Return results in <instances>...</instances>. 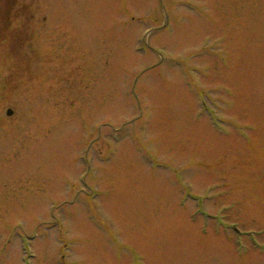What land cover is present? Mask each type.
<instances>
[{"label":"rangeland","instance_id":"374dc122","mask_svg":"<svg viewBox=\"0 0 264 264\" xmlns=\"http://www.w3.org/2000/svg\"><path fill=\"white\" fill-rule=\"evenodd\" d=\"M11 1L0 264H264L263 1Z\"/></svg>","mask_w":264,"mask_h":264},{"label":"trees","instance_id":"16d2710c","mask_svg":"<svg viewBox=\"0 0 264 264\" xmlns=\"http://www.w3.org/2000/svg\"><path fill=\"white\" fill-rule=\"evenodd\" d=\"M3 1H5V0H0V3ZM10 3H11V6L6 11H4L6 8H2L4 10L0 11V37H3V41H7L9 38V32L7 30L9 28L10 22H8L7 20L12 19V18H17L18 16L20 18H23V17H21V14H22L21 9H19L18 11H14V9L16 7H20L19 3L17 4V2L15 3L12 1ZM13 5H14V7H12ZM13 20H15V19H12L11 21H13ZM24 20H26V19H24ZM0 42H2V41L0 40Z\"/></svg>","mask_w":264,"mask_h":264},{"label":"water","instance_id":"95a60500","mask_svg":"<svg viewBox=\"0 0 264 264\" xmlns=\"http://www.w3.org/2000/svg\"><path fill=\"white\" fill-rule=\"evenodd\" d=\"M11 114H12V112H9V111H8V115H11Z\"/></svg>","mask_w":264,"mask_h":264}]
</instances>
